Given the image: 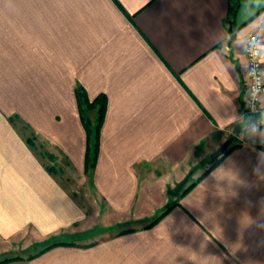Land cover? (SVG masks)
Listing matches in <instances>:
<instances>
[{
  "label": "crops",
  "instance_id": "crops-1",
  "mask_svg": "<svg viewBox=\"0 0 264 264\" xmlns=\"http://www.w3.org/2000/svg\"><path fill=\"white\" fill-rule=\"evenodd\" d=\"M250 34L264 0H0V264H264V130L211 158L264 117ZM77 86L107 98L91 170Z\"/></svg>",
  "mask_w": 264,
  "mask_h": 264
},
{
  "label": "built area",
  "instance_id": "built-area-1",
  "mask_svg": "<svg viewBox=\"0 0 264 264\" xmlns=\"http://www.w3.org/2000/svg\"><path fill=\"white\" fill-rule=\"evenodd\" d=\"M245 43L248 60L245 69L247 104L251 111L257 112L260 109L258 102L264 94V47L256 34H250ZM260 130H264V117L253 119L241 126L237 136L244 141L247 136Z\"/></svg>",
  "mask_w": 264,
  "mask_h": 264
},
{
  "label": "trees",
  "instance_id": "trees-1",
  "mask_svg": "<svg viewBox=\"0 0 264 264\" xmlns=\"http://www.w3.org/2000/svg\"><path fill=\"white\" fill-rule=\"evenodd\" d=\"M76 95L78 99L80 114H81L82 120L84 122L86 131L88 134V147H87V154H86V162L88 166L90 165V167H93L94 161L96 159L98 149H99L100 128L103 124L106 109H107V98L105 95H101V96H98L94 100H90L86 90L82 86H77ZM91 109H96V113H97L96 120L94 122L90 121L88 118V112ZM27 141L34 146V142L31 138H28ZM218 160L219 158L214 159L212 165L217 163ZM49 170L54 171V168L49 167ZM8 260L10 259L2 260L0 261V263H3Z\"/></svg>",
  "mask_w": 264,
  "mask_h": 264
},
{
  "label": "rangeland",
  "instance_id": "rangeland-1",
  "mask_svg": "<svg viewBox=\"0 0 264 264\" xmlns=\"http://www.w3.org/2000/svg\"><path fill=\"white\" fill-rule=\"evenodd\" d=\"M92 110V109H91ZM93 110H96V109H93ZM79 111H80V109H79ZM23 129H26V127L25 128H23ZM32 139V138H31ZM42 161L45 163V164H48V166H53V167H55V169L56 168H58V167H60L62 164H65L66 163V161L65 160H61V162L60 161H56L55 159H52V157H51V154L49 153V152H45L44 151V149L42 150ZM213 160L214 159H212V164H213ZM68 164V163H67ZM86 168H87V170H91L92 169V167H90V165L88 166L87 165V162H86ZM89 173V172H88ZM90 174V173H89ZM68 175L70 176V178H69V180H70V186H71V188H70V190L72 189L73 191H74V195H76V190H77V177H78V175H77V173H75V172H69L68 173ZM191 175H193V172H191L189 175H188V179L186 178V181H185V183L183 184V186L178 190V185L177 186H175V187H173L174 189V191L172 190L171 191V195L172 196H177V195H179L178 193H180L182 190L183 191H185L186 189H188L189 187H191L192 186V184L193 183H189V181H190V176ZM173 206V204L172 203H168V205L163 209V210H160V211H158V213H157V215L154 217V219L153 220H151L150 221V223L152 224V223H155L156 222V220H158V218L165 212V211H167L168 209H170V207H172ZM95 227H97V228H101L102 227V223L101 224H98V225H96ZM66 237V236H65ZM65 237H63L62 235L61 236H58V237H50V238H46V239H44V240H42V241H37L35 244H31L28 248H22L23 250L20 252L22 255H29V254H32L33 252H35V251H40V250H44V249H46V248H48L49 246H51V245H54V244H57V243H59L60 241H62V239L63 238H65ZM93 236H91V237H88V238H84L85 240H91V239H93L92 238ZM71 239H74L73 237H71ZM30 251H32V252H30Z\"/></svg>",
  "mask_w": 264,
  "mask_h": 264
},
{
  "label": "water",
  "instance_id": "water-1",
  "mask_svg": "<svg viewBox=\"0 0 264 264\" xmlns=\"http://www.w3.org/2000/svg\"><path fill=\"white\" fill-rule=\"evenodd\" d=\"M240 130H241V125L236 126V128L234 129V132H233L234 135L229 137L217 150H215L211 154V158L212 159H217L221 155H223L229 149V147L232 145V143L235 141V138L239 134ZM185 181L186 180H184V181H182L181 183L178 184V190L183 186Z\"/></svg>",
  "mask_w": 264,
  "mask_h": 264
}]
</instances>
